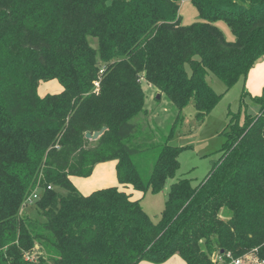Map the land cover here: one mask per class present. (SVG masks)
I'll return each mask as SVG.
<instances>
[{"label":"trees","instance_id":"16d2710c","mask_svg":"<svg viewBox=\"0 0 264 264\" xmlns=\"http://www.w3.org/2000/svg\"><path fill=\"white\" fill-rule=\"evenodd\" d=\"M182 1L0 0V264L264 261V88L251 96L255 114H228L205 177L169 185L156 222L117 187L81 195L71 180L114 161L120 185L162 192L184 148L169 144L175 124L159 141L139 138L143 83L179 111L192 101L202 121L264 58V0H190L199 21L189 25ZM48 81L61 91L39 97ZM38 191L41 221L21 214Z\"/></svg>","mask_w":264,"mask_h":264},{"label":"rangeland","instance_id":"374dc122","mask_svg":"<svg viewBox=\"0 0 264 264\" xmlns=\"http://www.w3.org/2000/svg\"><path fill=\"white\" fill-rule=\"evenodd\" d=\"M179 16L182 25L199 21L198 13L190 0H183L180 3ZM215 25L227 41L234 40L223 20L217 21ZM206 80L217 94H224V85L213 75L208 74ZM245 82L240 79L232 89L222 96L216 107L202 121L197 119V112L192 101L179 111L156 88L143 83L142 87L146 95V114L139 115L132 122L138 124L140 128V139L151 137L154 141H159L162 137L167 136L170 128L175 124V132L169 144L184 148L178 156L180 167L176 177L167 181L162 192L155 194L146 192L142 195L133 191L129 186L126 187L118 183L113 163L110 161L111 163L98 165L90 178H72L74 186L81 195H88L93 191L107 187H117L119 190L131 194L132 199H140V205L144 212L153 222H156L164 208L169 185L180 178L190 179L193 186L197 185L219 158L218 151L225 141L221 132L229 120L228 114L239 113L242 121L244 109L249 114H255L258 111V107L251 101V94L244 95L247 92ZM61 89L56 81L40 82L37 94L39 97H43L46 94L59 93ZM154 160L155 156L150 155L143 161H139L144 179L148 177ZM40 193L41 191L37 192L38 196ZM21 214L41 221L33 203L24 207ZM251 259L252 261L257 260L253 255Z\"/></svg>","mask_w":264,"mask_h":264},{"label":"crops","instance_id":"0c3cea01","mask_svg":"<svg viewBox=\"0 0 264 264\" xmlns=\"http://www.w3.org/2000/svg\"><path fill=\"white\" fill-rule=\"evenodd\" d=\"M245 84H246L245 86H246L247 92L251 94V96H259L261 94L262 89L264 88V58L256 62L254 67L249 72ZM111 162L113 163L112 165L114 167V172H115V162L114 161H111ZM99 165H102V164H99ZM97 166L98 165H96L95 168ZM95 168H94V171H95ZM139 264H153V263H150L147 261H141ZM161 264H185V262L178 255H174L170 259H168L167 261Z\"/></svg>","mask_w":264,"mask_h":264},{"label":"built area","instance_id":"2783aa9c","mask_svg":"<svg viewBox=\"0 0 264 264\" xmlns=\"http://www.w3.org/2000/svg\"><path fill=\"white\" fill-rule=\"evenodd\" d=\"M48 189H50V187H48ZM37 198H38V194L35 192L28 199V203H32ZM251 257H252L251 254L250 255H246L243 258L232 260L229 264H264V261L263 262L262 261H258V259L255 256H254V258H256L257 260L252 261Z\"/></svg>","mask_w":264,"mask_h":264},{"label":"water","instance_id":"95a60500","mask_svg":"<svg viewBox=\"0 0 264 264\" xmlns=\"http://www.w3.org/2000/svg\"><path fill=\"white\" fill-rule=\"evenodd\" d=\"M158 98H159V96H158ZM104 131H105V128L103 127V128H101L99 131L94 132V133H92V134H90V133H86V134H85V138L90 139V140H96L99 136L102 135V133H103Z\"/></svg>","mask_w":264,"mask_h":264}]
</instances>
